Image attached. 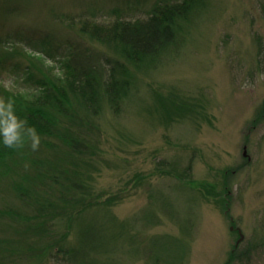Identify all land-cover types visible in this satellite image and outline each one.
<instances>
[{"label":"rangeland","instance_id":"obj_1","mask_svg":"<svg viewBox=\"0 0 264 264\" xmlns=\"http://www.w3.org/2000/svg\"><path fill=\"white\" fill-rule=\"evenodd\" d=\"M156 1L0 0L7 46L0 47V82L13 77L11 92L28 93L22 69L30 61L13 42L36 64L41 57L60 66L83 20L107 23L114 8L127 20L145 18ZM205 2L180 46L137 74L120 114L99 120L86 185L100 200L84 217L128 224L114 264H264V0ZM172 164L190 166L196 187L169 173ZM129 234L136 237L131 243ZM12 237L22 242L0 231V238ZM156 237L166 243H154ZM27 250L7 251L0 264H70L35 259Z\"/></svg>","mask_w":264,"mask_h":264},{"label":"trees","instance_id":"obj_2","mask_svg":"<svg viewBox=\"0 0 264 264\" xmlns=\"http://www.w3.org/2000/svg\"><path fill=\"white\" fill-rule=\"evenodd\" d=\"M205 3L157 0L145 18L127 20L114 8L110 14L115 18L107 23L83 20L76 42L67 39L70 54L60 66L45 65L41 57L36 64L34 55L17 42L11 44L34 68L29 64L22 69L28 93H14L0 85V96L15 100L17 114L37 129L41 145L33 152L28 147L8 149L0 143V193L9 198L0 197L4 203L0 205V231H13L22 241L0 238V255L9 250L24 253L25 241L32 237V251L27 252H35V259L114 264L128 224L123 226L109 215L94 221L84 217L100 200L86 185L97 156L99 120L107 113L120 114L132 96L137 74L161 64L180 46V37ZM41 45L42 53L50 57L45 41ZM0 47L7 48L5 39L0 38ZM177 166H171L169 173L196 187L191 167L177 170ZM67 223L68 230L54 240ZM186 223L182 221L184 227ZM71 229L74 235L69 240ZM135 238L129 234L124 239L131 243ZM156 238L154 243L160 240ZM160 241L166 243L163 238ZM156 259L158 263L160 258Z\"/></svg>","mask_w":264,"mask_h":264},{"label":"clouds","instance_id":"obj_3","mask_svg":"<svg viewBox=\"0 0 264 264\" xmlns=\"http://www.w3.org/2000/svg\"><path fill=\"white\" fill-rule=\"evenodd\" d=\"M0 83L9 91L17 86L13 77ZM0 143L8 149L19 150L28 147L33 152L38 151L41 145L39 132L17 114L12 97L6 99L0 96Z\"/></svg>","mask_w":264,"mask_h":264},{"label":"water","instance_id":"obj_4","mask_svg":"<svg viewBox=\"0 0 264 264\" xmlns=\"http://www.w3.org/2000/svg\"><path fill=\"white\" fill-rule=\"evenodd\" d=\"M242 239H243V236H242V234L240 233V241H241ZM240 241H239V242H240Z\"/></svg>","mask_w":264,"mask_h":264}]
</instances>
